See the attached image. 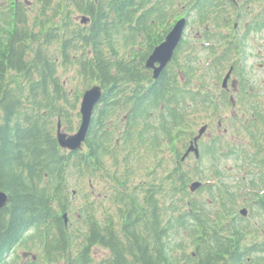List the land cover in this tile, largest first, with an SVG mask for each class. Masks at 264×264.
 Returning a JSON list of instances; mask_svg holds the SVG:
<instances>
[{
  "label": "trees",
  "instance_id": "obj_1",
  "mask_svg": "<svg viewBox=\"0 0 264 264\" xmlns=\"http://www.w3.org/2000/svg\"><path fill=\"white\" fill-rule=\"evenodd\" d=\"M182 17L194 29L154 79L146 61ZM263 31L264 0H0V191L10 199L0 210V264H12L30 231L47 240L49 263L264 264V143L257 138L258 171L236 187L219 163L242 155L222 137L201 141L194 166L182 161L194 128L232 107L215 91L232 66L248 113L232 124L255 138L262 131L257 94L238 66L248 37ZM95 84L103 96L84 148L65 151L58 123L78 130L83 93ZM196 178L209 182L198 191L207 197L191 194ZM92 185L109 204L90 202V191L75 210L72 189L78 198L77 186Z\"/></svg>",
  "mask_w": 264,
  "mask_h": 264
},
{
  "label": "rangeland",
  "instance_id": "obj_2",
  "mask_svg": "<svg viewBox=\"0 0 264 264\" xmlns=\"http://www.w3.org/2000/svg\"><path fill=\"white\" fill-rule=\"evenodd\" d=\"M194 27H188V30L186 31L188 34L187 36H189V34L192 33ZM246 58L239 62V69H243L244 73L243 76L246 77V80L249 84L250 87H253V93L257 94V101L260 103V108L261 110H263L264 112V31L260 32V33H254L251 34L248 37V41H247V46H246ZM228 70H225L222 77L218 80V84L217 87L215 89V91H218V93H220V91H222L221 89V85L223 83V79L226 75ZM241 81V77L239 75V70L235 71L231 80L229 81V87L227 91L228 92V96L232 95L234 96L235 100L237 98V94H235V88L239 85V83L236 81ZM235 82V87H232L231 84ZM240 86V85H239ZM236 96V97H235ZM238 107H235V109H233L231 106L230 107H224L221 106L220 107V111H219V115L222 116V119L226 118V121H223V125H222V129L221 131H219L217 128V123H218V117L215 119L216 123L212 124L211 129H210V133L213 134V136H222V142L224 143V145H228L229 147L233 148L234 150H237L240 152V154L243 156V159L240 158H231V159H224L222 160L219 165L222 167V169L224 170V175L226 177V183L229 184L231 187H236L239 185V183L244 180L245 182L248 179H252L251 178V174L248 175V173L250 171H258V168H255L254 166V153L256 152V141L257 139L255 138H251V136L248 134L247 131H244L242 128V125L238 127L237 124H232L234 122V120L232 118H234L233 115V111H237L239 112V119H244L245 121H247V117H248V113L247 116H242L243 115V111H239V107L240 104L237 103ZM212 120H214V117L211 115H208L207 117H205V119L203 120L204 122H212ZM202 126V124L198 125L196 129V132L200 129V127ZM262 133H260V145H262L264 143V124L262 126ZM208 138H205V141ZM168 151V150H167ZM169 154V151H168ZM194 156L189 157V165H194ZM208 160H205L203 162V166L205 165L206 168L208 166V169L205 170V173L208 174V172L210 171L209 169V162H207ZM209 176H212L210 174H208ZM197 181L199 180V178L193 179V181ZM192 181V182H193ZM191 182V183H192ZM190 183V184H191ZM98 186L95 185L93 187H87V188H81L79 186H77V188L79 189V196L78 198H74L75 200V204H74V209L75 210H79L80 206H82L83 204H85V193L90 192L91 189L96 190V194L94 196V198L90 197V202H94L95 198L97 200V203H100L102 201H106L107 197L104 194L105 192V188H102L101 190L97 188ZM75 191V189L73 188L72 191ZM91 193V192H90ZM193 195L194 198H205L207 197V193H198L195 191V193H191ZM78 195V193L76 194V196ZM105 204H109V201H106ZM242 205V204H241ZM109 206V205H107ZM94 208L96 207V205L93 206ZM246 208V205H242V207L240 209ZM251 214V213H250ZM249 212L247 213L248 216H250ZM73 215V214H72ZM249 219H251V223H258L260 221V219L258 217H254L252 219V217H249ZM79 220L78 218H75V221ZM260 223V222H259ZM181 233V232H180ZM262 233V232H261ZM186 233L184 234H180L179 236L176 237V240L174 241V244H177V241L179 240V238H186ZM97 254V253H96ZM98 254H99V258H101L102 256L105 255V253L102 250H98ZM43 258H40V261L42 264H45L42 261ZM63 264V263H62Z\"/></svg>",
  "mask_w": 264,
  "mask_h": 264
},
{
  "label": "water",
  "instance_id": "obj_3",
  "mask_svg": "<svg viewBox=\"0 0 264 264\" xmlns=\"http://www.w3.org/2000/svg\"><path fill=\"white\" fill-rule=\"evenodd\" d=\"M81 22L86 24L88 22L87 17H82ZM188 24L187 18L180 19L166 36L164 42L157 46L146 62V67L154 71V78L157 79L165 67L172 61L173 55L183 38V34ZM232 68L226 75L224 80V87L227 86L228 80L232 74ZM102 98V89L99 85H94L92 88L85 91L81 107V125L79 130L72 135H69L62 131L61 123L58 124L57 139L60 146L63 149L70 151H77L82 148V145L87 136L93 112L96 106L99 104ZM207 127L204 126L200 131L199 135L193 140L188 151L183 157V160L191 153L194 152L199 157L198 141L205 133ZM201 182H195L190 186L192 192L196 191L201 187ZM9 202V198L6 193L0 191V210L5 208ZM243 216L247 215V209L241 210ZM67 214H64V219L67 220Z\"/></svg>",
  "mask_w": 264,
  "mask_h": 264
},
{
  "label": "flooded vegetation",
  "instance_id": "obj_4",
  "mask_svg": "<svg viewBox=\"0 0 264 264\" xmlns=\"http://www.w3.org/2000/svg\"><path fill=\"white\" fill-rule=\"evenodd\" d=\"M237 88V87H236ZM235 88V90H236ZM235 93H237V91H234ZM235 115V112H233ZM264 114V112H263ZM237 116V115H236ZM208 125V130H207V134H205L207 138L212 139L213 138V134L210 133V129H211V125ZM221 125H222V120H219L218 123V129L219 131L221 130ZM126 129V128H124ZM190 146V141H189V145ZM194 156L193 153H191L189 155V157ZM195 163V162H194ZM196 164V163H195ZM194 164V165H195ZM192 165V166H194ZM95 196V192L92 193ZM61 233H57V239H56V244L58 243L61 244L60 241V235ZM33 233H31L26 239H24L23 242H25V245L20 244L16 251L13 255L14 256H19L20 259L19 261L22 264H42L41 261H39L40 258H44L46 256V249H47V240L46 239H40V242H38L37 238L32 237ZM45 259V258H44ZM45 264H47V262L45 260H42ZM50 264H61V263H50Z\"/></svg>",
  "mask_w": 264,
  "mask_h": 264
}]
</instances>
